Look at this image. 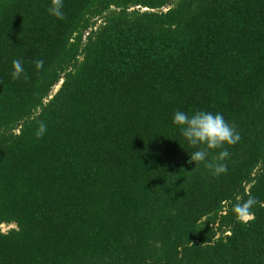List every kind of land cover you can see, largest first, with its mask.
Masks as SVG:
<instances>
[{"label": "trees", "instance_id": "obj_1", "mask_svg": "<svg viewBox=\"0 0 264 264\" xmlns=\"http://www.w3.org/2000/svg\"><path fill=\"white\" fill-rule=\"evenodd\" d=\"M63 2L0 0V264H264V0ZM176 110L236 128L226 174Z\"/></svg>", "mask_w": 264, "mask_h": 264}, {"label": "clouds", "instance_id": "obj_2", "mask_svg": "<svg viewBox=\"0 0 264 264\" xmlns=\"http://www.w3.org/2000/svg\"><path fill=\"white\" fill-rule=\"evenodd\" d=\"M63 8V0H51L48 13L62 20L65 18ZM43 65V60L35 61L37 70L42 69ZM12 69L13 80L27 79L21 60H13ZM172 124L179 130L189 148L194 149L189 153V164L194 163V168L202 164L213 177L217 178L228 172L225 161L229 159L230 153L227 147L236 145L241 137L236 128L225 120L223 114L199 110L190 113L176 110L172 116ZM46 131V124L41 122L36 131V138L41 139ZM211 152H217V155L209 159ZM257 203L255 197L249 196L247 200L233 205V214L239 222L246 223L253 218L252 209Z\"/></svg>", "mask_w": 264, "mask_h": 264}, {"label": "rangeland", "instance_id": "obj_3", "mask_svg": "<svg viewBox=\"0 0 264 264\" xmlns=\"http://www.w3.org/2000/svg\"><path fill=\"white\" fill-rule=\"evenodd\" d=\"M58 87V86H57ZM56 89V88H55ZM10 227H14V224H9V225H6V224H1L0 225V229L1 231H6L7 229H9Z\"/></svg>", "mask_w": 264, "mask_h": 264}]
</instances>
